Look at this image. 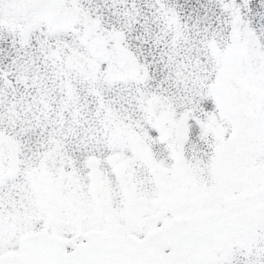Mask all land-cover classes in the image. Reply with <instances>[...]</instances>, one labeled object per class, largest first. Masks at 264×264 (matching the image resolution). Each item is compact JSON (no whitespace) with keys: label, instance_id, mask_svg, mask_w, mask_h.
Wrapping results in <instances>:
<instances>
[{"label":"snow or ice","instance_id":"snow-or-ice-1","mask_svg":"<svg viewBox=\"0 0 264 264\" xmlns=\"http://www.w3.org/2000/svg\"><path fill=\"white\" fill-rule=\"evenodd\" d=\"M0 264H264V0H0Z\"/></svg>","mask_w":264,"mask_h":264}]
</instances>
